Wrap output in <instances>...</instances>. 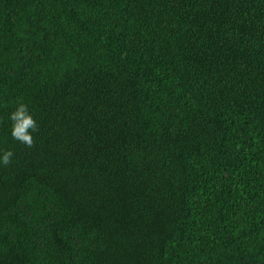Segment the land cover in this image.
I'll return each mask as SVG.
<instances>
[{"label":"trees","instance_id":"16d2710c","mask_svg":"<svg viewBox=\"0 0 264 264\" xmlns=\"http://www.w3.org/2000/svg\"><path fill=\"white\" fill-rule=\"evenodd\" d=\"M8 150L0 264H264V0H0Z\"/></svg>","mask_w":264,"mask_h":264},{"label":"clouds","instance_id":"9594fccd","mask_svg":"<svg viewBox=\"0 0 264 264\" xmlns=\"http://www.w3.org/2000/svg\"><path fill=\"white\" fill-rule=\"evenodd\" d=\"M12 121L11 136L14 140L25 145L28 148L35 147V139L33 133L39 131L38 122L30 114L29 108L24 103H19L15 110L10 114ZM14 153L10 150L4 151L0 155V164L4 167L12 163Z\"/></svg>","mask_w":264,"mask_h":264}]
</instances>
